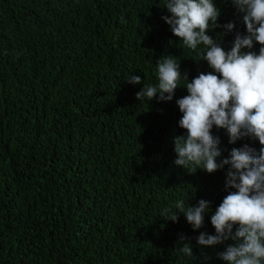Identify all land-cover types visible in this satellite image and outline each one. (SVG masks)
<instances>
[{"label": "trees", "instance_id": "obj_1", "mask_svg": "<svg viewBox=\"0 0 264 264\" xmlns=\"http://www.w3.org/2000/svg\"><path fill=\"white\" fill-rule=\"evenodd\" d=\"M213 2L219 25L235 23L207 33L227 51L246 34L243 13ZM165 3L0 0V264H225L217 254L233 241L204 247L197 237L215 234L230 166L209 174L174 164L185 87L171 101L135 95L158 83L163 56L189 80L211 71L162 19ZM131 75L141 84L127 83ZM212 134L218 162L245 143L260 148L247 137L230 144L215 126ZM185 193L191 206L210 202L199 230L183 214L161 216ZM184 243L192 257L177 250Z\"/></svg>", "mask_w": 264, "mask_h": 264}, {"label": "clouds", "instance_id": "obj_2", "mask_svg": "<svg viewBox=\"0 0 264 264\" xmlns=\"http://www.w3.org/2000/svg\"><path fill=\"white\" fill-rule=\"evenodd\" d=\"M231 3L243 13L246 34L236 32L226 51L207 33L223 27L227 34L235 29V23L218 24L220 11L213 0H166L164 6L171 16L162 19L183 46L196 53L195 60L207 61L211 71L189 80L174 56H163L156 64L158 83H144L135 95L140 101H151L157 94L159 101H171L178 87L186 88L187 95L176 101L182 113L178 126L186 134L173 139L174 164L190 173L202 169L209 174L230 166L227 195L210 218L215 234L201 232L197 243L215 247L231 240L233 243L217 254L225 264H264V0ZM255 44L260 45L258 53L253 50ZM126 82L138 85L142 80L131 75ZM214 126L227 131L230 144L247 137L258 140L260 148L245 143L218 162L221 140L212 134ZM184 195L186 198L174 203V211L163 210L161 216L167 219H162L176 222L183 214L193 230H199L204 227L205 214L211 211L210 202L201 199L191 206L188 193ZM177 250L193 256L188 243Z\"/></svg>", "mask_w": 264, "mask_h": 264}]
</instances>
